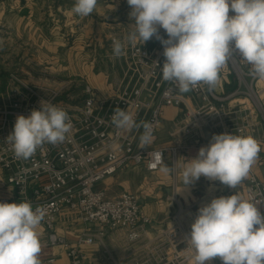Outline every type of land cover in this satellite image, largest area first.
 I'll list each match as a JSON object with an SVG mask.
<instances>
[{"label": "built area", "instance_id": "1", "mask_svg": "<svg viewBox=\"0 0 264 264\" xmlns=\"http://www.w3.org/2000/svg\"><path fill=\"white\" fill-rule=\"evenodd\" d=\"M232 14L230 11L229 15ZM133 30L122 32V37H111L112 44L120 40L125 45V54L119 57L122 74L112 76V91L107 96H100L94 85L85 80L81 101L70 104L56 100L59 89L51 83L32 86L18 74H11L9 102L0 107V168L5 171L11 188V194L1 196L0 202L27 201L33 210L45 208L41 224L46 227V244L63 247L70 264H84L86 255L82 245L98 241L105 246L110 230L127 227L126 237L130 242L146 234L150 217L142 210L139 197L128 191L111 196L100 183L130 163H144L148 171H157L162 163L166 164L168 151L173 159L177 156L178 147L157 145L158 128L167 106H185L187 121L183 127L203 126L215 120L223 122L229 112L228 99L244 95L264 124L261 78L252 75V66L239 55L234 54L224 66L237 84L231 92L222 94L216 86L209 90L201 83L189 92L180 93L177 85L162 78L165 57L160 41L152 38L143 44L139 41L128 43L126 38ZM160 35L167 38L163 29ZM41 101L63 108L71 120L72 130L64 142L45 143L32 157L17 158L6 139L14 129L17 116L27 117L33 109L39 110ZM116 108L130 113L141 127L116 128L111 119ZM143 123L151 125L154 139L142 148ZM249 172L248 200L256 203L264 214V179L252 166ZM65 213L95 224L94 231L84 230L75 241L69 240L56 230L57 219ZM179 222L176 218L177 224L166 233L169 252H162L165 247L161 242V247L157 246L155 252L143 260L130 259L116 264H193L195 253L186 240L191 230ZM55 262L53 253L43 259V264ZM206 264H222V261L214 258Z\"/></svg>", "mask_w": 264, "mask_h": 264}, {"label": "clouds", "instance_id": "2", "mask_svg": "<svg viewBox=\"0 0 264 264\" xmlns=\"http://www.w3.org/2000/svg\"><path fill=\"white\" fill-rule=\"evenodd\" d=\"M97 3L75 0L71 11L87 17ZM127 4L134 20L128 43L160 41L165 57L162 78L177 85L180 93L201 83L213 89L220 70L234 54L252 66V75L264 79V0H127ZM124 54L125 45L114 40L113 56ZM111 119L118 129L141 127L120 108ZM142 126L143 148L154 137L150 124ZM72 127L63 108L41 101L39 110L33 109L27 117L17 116L6 140L17 158L28 159L45 143L64 142ZM260 151L252 136L215 134L194 159L187 160L183 186L203 176L235 189L248 176ZM160 171L170 174L172 169L162 163ZM45 215V208L33 210L27 201L0 202V264H41L40 227ZM186 240L195 253L193 264H206L214 258L222 264H264V214L256 203L236 193L213 198L198 209Z\"/></svg>", "mask_w": 264, "mask_h": 264}, {"label": "crops", "instance_id": "3", "mask_svg": "<svg viewBox=\"0 0 264 264\" xmlns=\"http://www.w3.org/2000/svg\"><path fill=\"white\" fill-rule=\"evenodd\" d=\"M74 4L75 0H0V107L9 102L11 74H18L26 82L37 86L38 82L30 81L22 74H42L43 72H39L42 64H45L47 74H81L94 85L100 96L110 94L112 76L122 74L123 71L120 58L113 54L104 55V58L100 54L93 62H88L91 55L85 48L98 43L101 45L104 36L122 37V32L134 28V20L129 17L131 8L127 0H98L93 13L80 17L71 11ZM110 49L113 51L112 43ZM233 84V74L225 67L222 68L216 84L217 91L226 94ZM261 86L264 87V80L261 81ZM227 111L229 112L225 114L223 122L215 120L208 125H191L187 128L183 127L187 121L185 106L166 107L158 128L157 145L178 147L174 159L169 151L167 153L165 165L172 169L171 173L164 174L160 169L148 171L144 163H130L100 183L111 196L128 191L145 199V203L141 204L142 210L150 217V222L146 224V234L141 239L130 242L126 237L127 227L110 230L105 238V246L98 241L82 245L86 255L84 264L143 260L148 254L155 252L157 246L161 247L162 243L165 247L162 252H169L171 249L166 233L170 230V225L176 223L175 217L168 221V207L173 203L169 200L176 197L177 200H185L192 195V190L202 186L196 181L183 186L182 172L187 160L194 159L199 149L207 146L215 134L230 131L234 135L254 137L259 142L261 151L252 168L264 179V124L261 118L252 107H244L243 104H230ZM249 175L250 172L235 189L216 181L212 185L214 188H210L214 192V198L236 193L248 200ZM140 181L141 185L137 187L136 182ZM170 187L173 188L172 194L167 192ZM10 194L6 173L0 168V197ZM195 217L189 220L187 228L190 230ZM95 227L93 223L83 222L66 213L61 214L56 222V230L71 241H75L82 231H94ZM46 236V227L41 224V264L50 253L56 256L55 264H70L65 249L61 246H47Z\"/></svg>", "mask_w": 264, "mask_h": 264}, {"label": "rangeland", "instance_id": "4", "mask_svg": "<svg viewBox=\"0 0 264 264\" xmlns=\"http://www.w3.org/2000/svg\"><path fill=\"white\" fill-rule=\"evenodd\" d=\"M114 32V31H113ZM112 34H115L113 33ZM110 33V32H109ZM102 44L99 43L96 45H90L85 48L86 52L90 54L89 60H92L95 57H98L100 54L102 56H111L113 54V51L110 49L111 47V38L109 37H103ZM45 51V50H44ZM61 52V50H60ZM45 53V52H44ZM105 58V56H104ZM105 64V63H102ZM73 65L76 66L74 63ZM39 72H43L42 74H32V78H30V75H24L26 79H29L30 81L38 82L37 84L42 86L45 83H51L53 87H56L59 89L58 96H56V100H63L66 103L75 104L81 101L82 95H83V88L85 80L87 81V78H84L81 74H47L45 71V64L40 65ZM37 67V66H36ZM21 79L25 80L24 78L20 77ZM235 79V78H234ZM30 85L31 82L27 81ZM261 82L259 83V85ZM35 86V85H32ZM237 84L235 81V84L232 85V87L229 89L231 92L236 88ZM260 88L263 89V87L260 85ZM227 92V93H228ZM264 96V94H263ZM227 102V101H226ZM228 105L230 104H243L244 107H252L251 102L246 98L244 95H237L236 97L228 99ZM227 108V106H226ZM225 110V107L224 109ZM260 117V116H259ZM137 187L141 185L140 182H136ZM196 183L201 184V187H198L194 190H192V195L188 196L187 199L181 198L180 200H177V198L170 199L169 202H173L169 208L168 216L169 220H171L173 217L179 219V224L181 226H184L185 228L190 225V219L191 217H194L198 213V209L205 204L209 203L212 198H214V192L211 191L210 188H214V185L216 181H210L205 177H201ZM141 193V192H140ZM139 194V193H138ZM140 203L144 204L145 199L142 197H139ZM188 220V221H186ZM177 223L171 224L170 227L175 226ZM165 228V227H164Z\"/></svg>", "mask_w": 264, "mask_h": 264}, {"label": "water", "instance_id": "5", "mask_svg": "<svg viewBox=\"0 0 264 264\" xmlns=\"http://www.w3.org/2000/svg\"><path fill=\"white\" fill-rule=\"evenodd\" d=\"M167 192L169 193V194H172L173 193V188H169V189H167Z\"/></svg>", "mask_w": 264, "mask_h": 264}, {"label": "bare ground", "instance_id": "6", "mask_svg": "<svg viewBox=\"0 0 264 264\" xmlns=\"http://www.w3.org/2000/svg\"><path fill=\"white\" fill-rule=\"evenodd\" d=\"M262 80H264V79H261V81H262ZM261 81H260V82H261ZM260 82H259V83H260ZM260 85H261V84H260ZM176 198H178V197H176ZM178 200H179V199H178Z\"/></svg>", "mask_w": 264, "mask_h": 264}]
</instances>
